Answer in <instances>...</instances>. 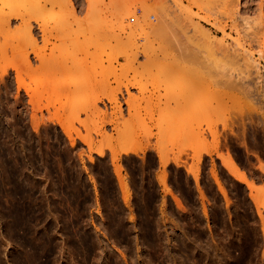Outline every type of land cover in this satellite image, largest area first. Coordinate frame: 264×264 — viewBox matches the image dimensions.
<instances>
[{"label": "rangeland", "instance_id": "obj_1", "mask_svg": "<svg viewBox=\"0 0 264 264\" xmlns=\"http://www.w3.org/2000/svg\"><path fill=\"white\" fill-rule=\"evenodd\" d=\"M7 1L0 264H264V0H163L181 23L160 40L155 0Z\"/></svg>", "mask_w": 264, "mask_h": 264}, {"label": "bare ground", "instance_id": "obj_2", "mask_svg": "<svg viewBox=\"0 0 264 264\" xmlns=\"http://www.w3.org/2000/svg\"><path fill=\"white\" fill-rule=\"evenodd\" d=\"M1 1V0H0ZM156 2V4L155 5H157V8L156 9H158V11L156 10V15H158V19H157V23L156 24H154V25H149V23L148 22H146L145 20V22H143V27H142V25H141V31H146L147 33V35H149L150 33L154 36L155 35V37L157 36L158 37V39L160 40V37H162V36H166L165 34L166 33H169L170 31L171 32H173L172 31V29L170 30V28L172 27V25H173V23H178V20H179V18H178V20H176L177 19V17H176V19H175V22H173L174 21V17H173V15L171 14L172 13V11L169 9V8H167V6H165L164 4H166L163 0H155ZM229 2L230 4H231V2L232 1H234V0H231V2L229 1V0H225V2ZM260 1H263V0H260ZM37 2V3H36ZM36 4L38 5V1L36 0ZM235 4H237V2H236V0H235V2H234ZM1 5H3L2 4V2L0 3ZM6 4V5H5ZM233 4V3H232ZM231 4V6H233ZM34 5V4H33ZM154 5V6H155ZM40 6V5H39ZM238 6V5H237ZM6 7H8V1L7 2H4V6H2V8L0 9V21L2 22V23H4V24H7L8 23V11H6L5 10V8ZM32 7V6H31ZM38 7V6H37ZM156 7V6H155ZM33 8V7H32ZM150 8V7H149ZM177 8V7H176ZM34 9H36L35 7H34ZM33 9V10H34ZM38 9V8H37ZM230 9V8H229ZM231 9H232V7H231ZM237 9V7L235 6V10ZM31 10V9H30ZM155 10V9H154ZM173 10H175V9H173ZM177 10V9H176ZM35 11H38V10H35ZM34 11V12H35ZM143 11H145L144 9L142 10V12ZM149 11V10H148ZM232 11V10H231ZM145 12H147V10L145 11ZM260 12V11H259ZM148 13V12H147ZM146 13V14H147ZM170 14V15H169ZM258 14V13H257ZM176 15V14H175ZM146 16V15H145ZM178 16H180V14L178 15ZM259 16V15H258ZM143 17H144V15H143ZM237 17V16H236ZM262 17V16H261ZM142 18V17H141ZM181 18V17H180ZM186 18V17H185ZM263 18V17H262ZM142 20H143V18H142ZM184 21V20H183ZM141 23V22H140ZM139 23V24H140ZM181 22H179L178 23V26H179V24H180ZM188 23H189V21H188ZM262 23V22H261ZM263 24V23H262ZM8 25V24H7ZM6 25V26H7ZM176 26H177V24H175ZM261 25V24H260ZM140 26V25H139ZM174 26V25H173ZM176 26H174V27H176ZM185 26V25H184ZM183 26V27H184ZM195 26V24L192 26V27H194ZM29 27V26H28ZM182 27V28H183ZM139 28V29H140ZM144 30H143V29ZM187 28V26L185 27V29ZM196 28V27H195ZM175 29V28H174ZM178 29H179V27H178ZM185 29H184V31H185ZM194 29V28H193ZM202 29V28H201ZM170 30V31H169ZM180 30V29H179ZM196 30V29H195ZM27 31V30H26ZM169 31V32H168ZM178 31V30H177ZM184 31H183V33H184ZM186 31H187V29H186ZM199 31V30H198ZM180 32V31H179ZM192 32V31H191ZM195 32H197V30L196 31H194L193 33H195ZM202 32H204L203 30H202ZM202 32H200V33H202ZM254 32V31H253ZM174 33V32H173ZM182 33V34H183ZM199 33V32H198ZM204 34V33H203ZM260 34H263V33H260ZM25 35V34H24ZM28 35V34H27ZM145 35V34H144ZM168 35V34H167ZM190 35H191V33H190ZM189 35V33H188V36H190ZM194 35V34H193ZM245 35V34H244ZM169 36V35H168ZM170 36H171V33H170ZM186 34H185V37L183 36V38H187L185 41H190L189 42V44H192L193 45V47H191V46H189V48L192 50V48L194 49V50H192L193 52L196 50V48H197V46H198V48L199 47H201V45L203 46V48L204 49H206V52L207 53H209L208 52V49H207V47H209L208 45L211 43V42H209L207 45H206V43L205 42H202L200 39L202 38L203 39V35H201V38L199 39V40H197V38H194L195 39V41H194V39H193V41L191 42V40L192 39H189V38H191V37H188ZM246 36V35H245ZM250 36H252V35H250ZM250 36H248V37H250ZM262 37L264 36V35H261ZM156 37V38H157ZM174 37H175V35H174ZM173 37V35L171 36V38L173 39L174 38ZM180 37H182V36H180ZM193 37V36H192ZM196 37V36H195ZM198 37H199V34H198ZM244 37V36H243ZM257 37H259V35L257 36ZM262 37L261 38H255L256 39V41L258 42L260 39H262ZM27 38V37H26ZM147 38H149L148 36H147ZM169 38V37H168ZM205 38V37H204ZM208 39H206V40H209V37H207ZM239 38V37H238ZM238 38H236L235 37V39L236 40H234V39H232V40H234V43H235V47L236 46H238V45H240L241 43H243V42H240L239 41V39ZM241 38V37H240ZM254 37H251V40L253 39ZM32 39H34V38H32ZM161 39H163V37L161 38ZM166 40H167V38H165ZM243 39V38H242ZM259 39V40H258ZM29 40V39H28ZM170 40V39H169ZM178 40V39H177ZM176 40V41H177ZM205 40V41H206ZM238 40V41H237ZM147 41V40H146ZM161 41H163V40H161ZM160 41V42H161ZM173 41H174V39H173ZM179 42H180V40H178ZM200 43H199V42ZM236 41V42H235ZM242 41V40H241ZM147 42H151L150 40L149 41H147ZM166 42V41H165ZM164 42V43H165ZM168 42V41H167ZM170 42V41H169ZM175 42V41H174ZM181 42H183V41H181ZM186 42V43H187ZM194 42H196V46H194ZM244 42H246V41H244ZM251 42H254V40L253 41H251ZM256 42V45L258 44V43H260L261 44V46H263L264 47V39L263 40H260V42H258L257 43ZM158 43V42H157ZM202 43H204V44H202ZM220 42L217 40V44H219ZM222 43V42H221ZM233 43V44H234ZM238 43H240V44H238ZM172 44V43H171ZM175 44H177L176 42H175ZM180 44V43H179ZM188 44V43H187ZM186 44V45H187ZM223 44V43H222ZM237 44V45H236ZM159 45H161V44H159ZM173 45V44H172ZM214 45V44H213ZM225 45V44H224ZM243 45V44H242ZM166 46H168V45H166ZM180 46H181V44H180ZM205 46V47H204ZM207 46V47H206ZM210 46H212V43L210 44ZM218 46V45H217ZM220 46H221V44H220ZM258 46H259V44H258ZM257 46V47H258ZM159 47H161V46H159ZM176 47H178L177 45H176ZM194 47H196V48H194ZM225 47V46H224ZM232 47V46H231ZM234 47V46H233ZM234 47V50H233V52H229V50L227 51V50H225V52H224V56L222 55V59H224L225 58V56H226V58L224 59V61L220 58V56H217V57H219V58H217V59H219V61H220V63H222V62H225V60H227V59H229L228 61L231 63L230 65H232V62H233V66H234V64H235V66H237L238 67V70L239 69H241V68H243L244 69V71L245 72H247L248 71V73H250L249 71L251 70H248L249 69V67L250 68H254L255 69V71H254V73H256L257 74V72H259L258 71V69H259V60L257 59L258 57H255L254 56V54L253 53H251L252 51H248L247 49H243L244 47L243 46H241L240 47V50L241 51H239V48L237 49V48H235ZM165 48V47H164ZM164 48H163V50H164ZM170 48V47H169ZM172 48V47H171ZM188 48V45H187V49H186V47L184 46V49L186 50V53H188V51H190V49ZM197 48V49H198ZM246 48V47H245ZM262 48V47H261ZM149 49V48H148ZM162 49V48H161ZM173 49V48H172ZM181 49V48H180ZM189 49V50H188ZM211 50H212V47L210 48ZM216 49V48H215ZM233 49V48H232ZM237 49V50H236ZM243 49V50H242ZM258 49H259V47H258ZM257 49V55H258V52H261L262 53V50L263 49H260V50H258ZM150 50V49H149ZM171 50V49H170ZM188 50V51H187ZM220 50H222V49H220ZM8 51V50H7ZM165 51H167V50H165ZM200 51V50H199ZM218 51V50H217ZM217 51H215V52H217ZM223 51V50H222ZM174 52V51H173ZM185 52V51H184ZM191 52V51H190ZM196 52V51H195ZM202 52V53H201ZM200 53L201 54H203V55H206V54H204L203 53V51H201ZM211 52H213V51H211ZM219 52V51H218ZM192 53V52H191ZM190 53V54H191ZM6 54V53H5ZM174 54V53H173ZM180 54V53H179ZM183 54V53H182ZM193 54V53H192ZM191 54V57L195 54H193L192 55ZM197 54V53H196ZM199 54V53H198ZM212 54V53H211ZM216 54V53H215ZM218 54V53H217ZM221 54V53H220ZM223 54V53H222ZM260 54V53H259ZM181 55V54H180ZM184 55V54H183ZM187 55V54H186ZM213 55V54H212ZM148 56H149V54H148ZM174 57V60H175V56L176 55H173ZM185 56V55H184ZM183 56V57H184ZM187 56H189V55H187ZM195 56V55H194ZM202 57V55H199V57ZM208 56H209V54H208ZM208 56H205V57H208ZM198 57V58H199ZM201 57H200V61H201ZM204 57V56H203ZM216 57V56H215ZM260 57V56H259ZM263 57V56H262ZM193 58V57H192ZM151 58L149 57V60H150ZM186 59V58H185ZM194 59V58H193ZM212 59V57L211 58H209V60H211ZM178 60V59H177ZM181 60V59H180ZM190 61H191V58L189 59ZM189 60H188V63H189ZM195 60V59H194ZM199 60V59H198ZM202 60H204V59H202ZM207 60H208V58H207ZM207 60L205 61L206 63H208L209 62V60H208V62H207ZM213 60V59H212ZM211 60V61H212ZM221 60H222V62H221ZM176 61V60H175ZM179 61V60H178ZM183 61V60H182ZM210 61V62H211ZM217 61V60H216ZM219 61H217V62H219ZM228 61H226V62H228ZM212 62H214V60L212 61ZM225 62V63H226ZM201 63H202V65L204 64V62H202L201 61ZM205 63V66L207 65ZM182 64V63H181ZM193 64V63H192ZM197 64V63H196ZM213 64H215V63H213ZM217 64V63H216ZM227 64V63H226ZM226 64H221V65H226ZM237 64V65H236ZM190 65V64H189ZM194 65V64H193ZM200 65V64H199ZM201 65V66H202ZM208 65H209V63H208ZM239 65V66H238ZM204 66V65H203ZM227 66H229V65H227ZM226 66V67H227ZM234 66V67H235ZM242 66V67H241ZM244 66V67H243ZM211 67V66H210ZM212 67H213V65H212ZM224 67V66H223ZM237 67L236 68H234L235 70L237 69ZM8 67H6V66H4L1 70H0V79H2L3 78V76L1 77V75H3L5 72H6V69H7ZM214 68V67H213ZM216 68V67H215ZM231 68H232V66H231ZM248 68V69H247ZM208 69H210V68H208ZM223 69V68H222ZM228 69V68H227ZM226 69V70H227ZM253 69V70H254ZM225 70V69H224ZM232 70V69H231ZM247 70V71H246ZM210 71H211V69H210ZM214 71V70H213ZM233 71V70H232ZM213 74V73H212ZM226 74V73H225ZM229 74V73H228ZM261 74V73H260ZM259 74V75H260ZM227 75V74H226ZM231 75V74H230ZM228 77H229V75H227ZM232 76V75H231ZM249 76V75H248ZM259 78V77H258ZM3 81H4V78H3ZM237 85H240V83H236ZM5 85V84H4ZM236 85V86H237ZM241 86V85H240ZM239 86H237L236 87V89L238 88ZM241 88V87H240ZM235 89V90H236ZM237 90H239V89H237ZM236 90V91H237ZM241 90H242V88H241ZM243 92V91H242ZM238 93V92H237ZM240 93H241V91H240ZM245 92H243L242 94H244ZM247 96V95H246ZM122 124V123H121ZM123 125V124H122ZM129 127V126H128ZM127 127V128H128ZM117 128H119V126L117 127ZM121 128H123L122 126L120 127V129H118V130H120L121 131ZM129 129H131V128H129ZM128 129V130H129ZM122 131H125V129H123ZM118 132V131H117ZM128 132V131H127ZM130 132V131H129ZM119 133V132H118ZM123 133V132H122ZM122 133H119V134H117V136L119 135L121 138L122 137H124L125 138V136H121V134ZM126 134V132L125 133H123V135H125ZM130 134H131V132H130ZM116 135V134H115ZM129 135V134H128ZM127 135V136H128ZM108 137L109 136H107V138L106 139H108ZM132 137V136H131ZM120 138V141H118V142H120L122 145H120V143H119V145L121 146V147H123V152H128V151H137L136 149H138L139 150V148H137L136 146V149L131 145V147H130V145L128 146V147H125V146H127L129 143H127V139H123V141H124V143H122V139ZM132 139V138H131ZM106 141H109V139L108 140H106ZM113 142V141H112ZM130 142V141H129ZM132 142V141H131ZM110 143V142H109ZM108 143V144H109ZM115 143V142H114ZM111 145V144H110ZM114 145V144H113ZM109 146V145H108ZM117 150V149H116ZM157 150V149H156ZM96 151V150H95ZM100 152V149H99V151H98V153ZM111 152H112V149H111ZM160 152V151H159ZM113 153V152H112ZM118 153V152H117ZM135 153V152H134ZM161 153V152H160ZM138 154V153H137ZM158 155V158H159V162L160 163H162V164H165V161H166V159H165V157H164V155H163V153H161V154H157ZM199 156V155H198ZM112 157H115L114 156V154L111 156V159H115V158H112ZM117 157V156H116ZM198 158V157H197ZM116 160V159H115ZM228 162V161H227ZM227 164V163H226ZM115 166H116V164H115ZM114 166V170H115V173H117L120 169L118 168V170L116 171V168H117V166H119V165H117L116 167ZM165 166V165H164ZM120 167V166H119ZM227 168H228V170L230 171V174H232L235 178H237V179H239L240 181H242L243 183H245V185H246V187L248 188V190H250L251 191V193L254 191H257L260 187V185L258 186V185H256L253 181H251V180H249V179H247L246 177H245V175H244V173L241 171V170H239L234 164H233V162H232V160L231 159H229V162H228V165L226 166ZM120 172V171H119ZM117 175H119L118 173H117ZM123 177V176H122ZM122 177L120 176L119 178H121V180H122ZM118 178V177H117ZM124 180V179H123ZM127 180H128V178H127ZM120 180H118V182H119ZM124 182V181H123ZM122 181L121 182H119V184H124L125 185V183H123ZM158 182H160L163 186H164V188L165 187H167L166 186V183H165V180H164V178L163 177H160V181H158ZM122 185H119V187H120V189L122 188ZM123 185V188H125L124 190H127L126 188H127V186L128 185H126V186H124ZM140 186H141V184H140ZM259 187V188H258ZM122 188V189H123ZM129 189V188H128ZM170 188H167V190H169ZM122 191L123 193H127L128 194V191L127 192H125V191ZM171 190H169V192L168 193H170V194H172V192L173 191H171ZM141 194V193H140ZM257 194V193H256ZM126 195V194H125ZM124 195V196H125ZM174 195V194H173ZM253 195V194H252ZM173 197H175V196H173ZM254 197V196H253ZM173 199H176V197L175 198H173ZM176 200H178V199H176ZM178 203V202H177ZM22 210V209H21ZM20 220V219H19ZM14 223V222H13ZM20 223V222H19ZM23 226V225H22ZM39 264V263H38Z\"/></svg>", "mask_w": 264, "mask_h": 264}, {"label": "built area", "instance_id": "obj_3", "mask_svg": "<svg viewBox=\"0 0 264 264\" xmlns=\"http://www.w3.org/2000/svg\"><path fill=\"white\" fill-rule=\"evenodd\" d=\"M150 18H153V15H151Z\"/></svg>", "mask_w": 264, "mask_h": 264}]
</instances>
